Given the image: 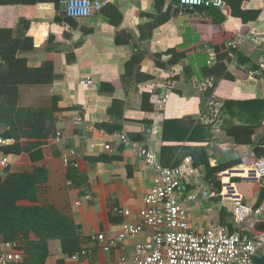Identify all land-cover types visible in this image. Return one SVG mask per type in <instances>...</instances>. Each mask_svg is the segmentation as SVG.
Wrapping results in <instances>:
<instances>
[{
    "label": "crops",
    "instance_id": "0c3cea01",
    "mask_svg": "<svg viewBox=\"0 0 264 264\" xmlns=\"http://www.w3.org/2000/svg\"><path fill=\"white\" fill-rule=\"evenodd\" d=\"M6 30L34 40L35 50L23 54L30 67L54 66L53 84L20 90L36 99L24 100L28 107L55 104L54 128L62 139L52 136L31 154H10L12 170L48 169L41 199L80 227V251H93L84 264L131 259L146 238L127 240L110 254L88 240L98 233L116 236L125 221H138L153 186V168L117 141L118 133L158 153L165 167L193 157L201 174L185 184L181 202L196 231L215 223L236 232L235 198L251 207L264 205L263 181L254 172L264 159V0H227L225 11L186 9L180 0H113L85 19L63 15L55 3L0 5V31ZM230 47L243 55V64L236 54L227 58ZM88 79L94 84H80ZM78 117L81 124L75 123ZM240 126H252L255 133L228 134ZM93 143H110L112 151L93 149ZM70 149L77 152L79 168L63 163ZM202 158L212 167L242 164L217 175L219 192L199 164ZM247 182L251 200L239 188ZM196 186L215 197L183 201ZM125 209L131 218L123 215ZM262 224L263 218H249L246 232L260 235ZM50 246L47 264H76L60 240Z\"/></svg>",
    "mask_w": 264,
    "mask_h": 264
},
{
    "label": "built area",
    "instance_id": "2783aa9c",
    "mask_svg": "<svg viewBox=\"0 0 264 264\" xmlns=\"http://www.w3.org/2000/svg\"><path fill=\"white\" fill-rule=\"evenodd\" d=\"M113 0H62L66 6V15L73 19H85L102 10ZM182 7L189 9H218L225 11L227 0H180ZM81 85H92L91 79L80 82ZM167 97L163 98L160 108H164ZM83 122L78 117L76 124ZM60 134L56 135L61 141ZM117 141L130 152L143 158L153 168L155 175L153 186L144 198V206L138 221H125L116 236L98 233L88 239L97 243L100 249L110 254L113 249L125 244L127 240H136L146 235L143 241L135 245L134 256L129 259L122 256L120 261H103L99 264H264V233L251 236L246 232L245 223L249 218H263L264 205L251 207L242 198H235L233 204L235 223L238 230H230L221 224H211L200 231L192 229L188 211L181 202L185 192V184L200 174V168L194 165L193 157H187L176 167H165L158 153L148 149L142 143L131 140L126 133L115 134ZM8 140L0 135V178H5L14 166L13 158L5 152ZM103 147L112 151L110 143L98 145L93 143L91 148ZM77 152L70 149L63 155V163L67 168H79L76 161ZM254 172L261 179L264 189V159L255 164ZM68 187L72 182L67 183ZM215 197L206 189L196 186L183 198L185 202H194L200 198ZM91 196H87V199ZM76 205H81L80 202ZM123 215L132 217V212L125 209ZM19 243L5 241L0 237V264H24L26 256L15 250ZM93 251L83 248L71 255L76 264H84Z\"/></svg>",
    "mask_w": 264,
    "mask_h": 264
},
{
    "label": "trees",
    "instance_id": "16d2710c",
    "mask_svg": "<svg viewBox=\"0 0 264 264\" xmlns=\"http://www.w3.org/2000/svg\"><path fill=\"white\" fill-rule=\"evenodd\" d=\"M61 1L0 0V5L55 3L60 7ZM21 23L24 24V21ZM34 50V40L30 37L15 38L11 31H0V57L3 60L0 63V134L14 140L13 144L4 148L8 154H31L50 137L56 136L54 103L44 107L23 104L24 100L36 99L22 93V87L51 85L58 77L51 64L39 68L29 66L23 54ZM230 53L236 54L242 64L245 62L236 48L230 47L227 58ZM217 67L223 69L224 61H220ZM254 133L255 128L252 126L235 127L228 131L235 138L240 135L252 137ZM203 160H199V164L205 166L207 179L213 181L219 192L222 191V182L217 179V175L242 164L241 160H236L224 166L212 167ZM12 171L5 178H0V237L20 244L15 251L26 256L24 264H47L51 255L50 243L54 240H60L65 253L69 255L80 251L81 229L75 220L54 204L41 199V193L49 182L48 169L36 166L31 171ZM70 179L74 181L75 176L71 175ZM259 229L264 231V224Z\"/></svg>",
    "mask_w": 264,
    "mask_h": 264
},
{
    "label": "rangeland",
    "instance_id": "374dc122",
    "mask_svg": "<svg viewBox=\"0 0 264 264\" xmlns=\"http://www.w3.org/2000/svg\"><path fill=\"white\" fill-rule=\"evenodd\" d=\"M251 177V176H250ZM249 177V178H250ZM231 183L228 182V185ZM251 183L247 182V183H243L241 185H239L240 191L247 197L248 200H251V193H252V188H251Z\"/></svg>",
    "mask_w": 264,
    "mask_h": 264
},
{
    "label": "water",
    "instance_id": "95a60500",
    "mask_svg": "<svg viewBox=\"0 0 264 264\" xmlns=\"http://www.w3.org/2000/svg\"><path fill=\"white\" fill-rule=\"evenodd\" d=\"M185 8H186V9H189L188 7H185ZM65 9H66V6H65L64 3H62V4H61V10H62V14H63V15H66ZM2 62H3V60H2V58L0 57V63H2Z\"/></svg>",
    "mask_w": 264,
    "mask_h": 264
}]
</instances>
